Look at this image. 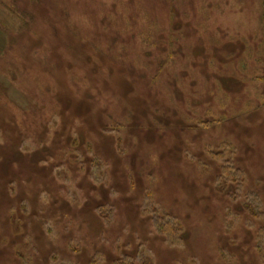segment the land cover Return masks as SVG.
Returning a JSON list of instances; mask_svg holds the SVG:
<instances>
[{"label":"rangeland","instance_id":"1","mask_svg":"<svg viewBox=\"0 0 264 264\" xmlns=\"http://www.w3.org/2000/svg\"><path fill=\"white\" fill-rule=\"evenodd\" d=\"M0 0V264H264V0Z\"/></svg>","mask_w":264,"mask_h":264},{"label":"trees","instance_id":"2","mask_svg":"<svg viewBox=\"0 0 264 264\" xmlns=\"http://www.w3.org/2000/svg\"><path fill=\"white\" fill-rule=\"evenodd\" d=\"M26 2V4H23V14H25L28 10H30L31 9V11H33L34 9H37V8H39V7H42L43 8V6H42V4L43 3H40V0H25Z\"/></svg>","mask_w":264,"mask_h":264}]
</instances>
